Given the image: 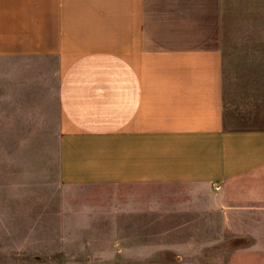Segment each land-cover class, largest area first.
Segmentation results:
<instances>
[{"label":"crops","instance_id":"crops-1","mask_svg":"<svg viewBox=\"0 0 264 264\" xmlns=\"http://www.w3.org/2000/svg\"><path fill=\"white\" fill-rule=\"evenodd\" d=\"M246 3L0 0V58L34 60L53 86L62 179L200 187L230 221L264 220V118L235 119L247 91L225 84Z\"/></svg>","mask_w":264,"mask_h":264},{"label":"rangeland","instance_id":"rangeland-1","mask_svg":"<svg viewBox=\"0 0 264 264\" xmlns=\"http://www.w3.org/2000/svg\"><path fill=\"white\" fill-rule=\"evenodd\" d=\"M246 1L227 27L225 84L247 91L235 119H262L264 0ZM44 78L34 60L0 58V264H264V220L230 221L207 189L63 180Z\"/></svg>","mask_w":264,"mask_h":264}]
</instances>
